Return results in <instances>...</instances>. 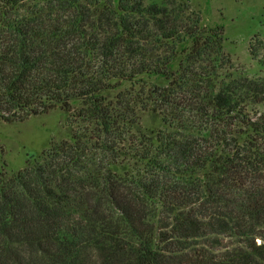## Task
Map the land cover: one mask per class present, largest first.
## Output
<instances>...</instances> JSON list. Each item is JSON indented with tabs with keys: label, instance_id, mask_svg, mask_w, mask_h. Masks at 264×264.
Masks as SVG:
<instances>
[{
	"label": "trees",
	"instance_id": "1",
	"mask_svg": "<svg viewBox=\"0 0 264 264\" xmlns=\"http://www.w3.org/2000/svg\"><path fill=\"white\" fill-rule=\"evenodd\" d=\"M226 41L191 0H0V123L67 129L0 173V264H264V80Z\"/></svg>",
	"mask_w": 264,
	"mask_h": 264
},
{
	"label": "rangeland",
	"instance_id": "2",
	"mask_svg": "<svg viewBox=\"0 0 264 264\" xmlns=\"http://www.w3.org/2000/svg\"><path fill=\"white\" fill-rule=\"evenodd\" d=\"M191 7L201 12L204 26H224L225 52L235 74L264 80V0H191ZM157 82L165 84L163 79ZM129 85L122 83V87ZM253 116L264 117V104L256 107ZM65 122V113L55 109L22 122L0 123V173L19 170L48 148L52 139L66 138ZM143 123L147 128L160 126L149 114Z\"/></svg>",
	"mask_w": 264,
	"mask_h": 264
}]
</instances>
